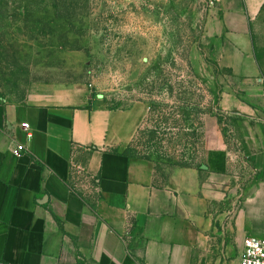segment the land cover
Segmentation results:
<instances>
[{"label": "crops", "instance_id": "0c3cea01", "mask_svg": "<svg viewBox=\"0 0 264 264\" xmlns=\"http://www.w3.org/2000/svg\"><path fill=\"white\" fill-rule=\"evenodd\" d=\"M197 1L192 67L219 88L233 147L159 165L121 149L135 113L82 86L0 94V264H226L264 236V0Z\"/></svg>", "mask_w": 264, "mask_h": 264}, {"label": "rangeland", "instance_id": "374dc122", "mask_svg": "<svg viewBox=\"0 0 264 264\" xmlns=\"http://www.w3.org/2000/svg\"><path fill=\"white\" fill-rule=\"evenodd\" d=\"M197 0H0V94L19 100L44 84L82 86L133 111L121 149L159 165L202 166L233 147L219 88L198 77ZM240 254L226 256L238 264Z\"/></svg>", "mask_w": 264, "mask_h": 264}, {"label": "built area", "instance_id": "2783aa9c", "mask_svg": "<svg viewBox=\"0 0 264 264\" xmlns=\"http://www.w3.org/2000/svg\"><path fill=\"white\" fill-rule=\"evenodd\" d=\"M214 0H211L213 4ZM23 130L27 133V137H31L30 126L22 124ZM23 146L17 147V152H22ZM238 264H264V236L262 237H246L243 241L242 253Z\"/></svg>", "mask_w": 264, "mask_h": 264}]
</instances>
